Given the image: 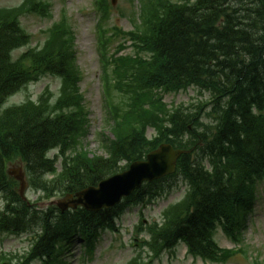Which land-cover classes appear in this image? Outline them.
<instances>
[{
  "label": "trees",
  "instance_id": "1",
  "mask_svg": "<svg viewBox=\"0 0 264 264\" xmlns=\"http://www.w3.org/2000/svg\"><path fill=\"white\" fill-rule=\"evenodd\" d=\"M100 1L105 16L106 1ZM26 12L49 17L50 3L23 0L17 7H0V194L6 201L0 231H20L27 216L34 225L40 223L43 233L32 255L44 254L47 264H54L57 243L76 234L91 242L99 229L113 228L122 209L95 213L78 208L62 214L48 207L40 214L18 195L5 171L7 161L21 159L30 186L49 198L94 185L166 142L195 146L178 162L177 174L189 180L190 191L164 210L160 227L142 229L151 235L145 243L158 256L182 240L194 257L226 262L232 252L217 247L215 227L240 234L255 185L264 180V0H139V22L131 17L133 31L100 27L99 63L111 133H102L100 142L106 156L83 143L88 111L65 11L42 46L13 60L12 51L30 40L18 21ZM46 74L60 79L57 96L46 87L35 100L27 97L1 109L9 96ZM190 87L208 99L171 106L163 101L165 94ZM205 114L213 125L201 122ZM147 128L154 132L150 137ZM173 176L144 184L124 203L150 199L164 189L161 181ZM138 259L127 264H141Z\"/></svg>",
  "mask_w": 264,
  "mask_h": 264
},
{
  "label": "rangeland",
  "instance_id": "2",
  "mask_svg": "<svg viewBox=\"0 0 264 264\" xmlns=\"http://www.w3.org/2000/svg\"><path fill=\"white\" fill-rule=\"evenodd\" d=\"M20 0H0V5L9 6L19 3ZM51 4V17L42 18L39 16H25L21 22L28 33L31 34V46L40 45L44 40L42 31L49 27L51 23L59 18L62 8L68 12L70 22L75 33V51L76 61L82 73L80 81V90L84 95V105L89 112L88 131L83 138V143L88 149L97 154L106 155L105 148H101L100 142L104 139V135L111 134L108 131V124L105 120L106 110L103 106L102 89L100 80V66L98 61L97 33L95 25L98 21L99 13L94 7V0H49ZM110 1V0H108ZM138 0H117L115 6L110 8V16L107 19L106 26H118L124 30L131 29L129 21L130 11L138 12ZM125 13V16L120 13ZM22 48L14 53L17 55L24 51ZM48 86L56 95L60 87V79L51 75L41 77L37 82L30 83L27 88L19 91L9 98L3 107L9 104L20 103L29 95L36 99L39 93ZM197 95L194 88H189L186 92L179 94H166L164 101L167 105H175L178 103H188L190 99ZM208 94L202 95L203 99H207ZM205 123L213 124L209 119H203ZM103 133V134H102ZM153 134L152 129H147V136ZM55 152H51L54 154ZM59 168V164L57 165ZM7 168L11 172H25L22 162L16 161L7 164ZM26 173V172H25ZM26 174V181H27ZM186 191V185L177 182L170 192L163 197L153 201L145 207L131 205L124 210V213L118 219L117 225L119 231L112 232L104 230L95 245L92 253L86 257L85 263L81 260L84 256V248L82 240L75 238L70 246L69 251L62 254V258L68 264H124L138 249L133 242L134 226L138 222L140 210L142 212L145 223L158 221L160 211L168 204L180 199ZM25 195L32 201L38 196V192L32 190L27 181ZM57 195L54 200L61 198ZM40 207L45 206V201L39 202ZM3 207V200L0 198V209ZM144 236H139V239ZM29 236H10L8 233H0V255L1 254H23L29 248ZM242 247L245 253H237L225 264H254L255 260H259L264 264V183L257 185L256 198L253 207L247 216L246 226L243 230ZM216 240L221 247L233 248L234 243L227 238L221 230L216 235ZM184 245L176 247L174 252H164L159 260L153 264H201L199 259L193 260L191 256L184 253ZM67 251V250H66ZM17 259L14 258L12 264H16ZM32 264H42L38 260Z\"/></svg>",
  "mask_w": 264,
  "mask_h": 264
},
{
  "label": "water",
  "instance_id": "3",
  "mask_svg": "<svg viewBox=\"0 0 264 264\" xmlns=\"http://www.w3.org/2000/svg\"><path fill=\"white\" fill-rule=\"evenodd\" d=\"M115 2V0H112ZM181 151L174 150L169 144L147 153L145 160L135 161L122 173L101 180L97 186L88 187L78 193L76 198L58 201L61 209L81 205L85 209L100 210L117 203L121 196L131 193L143 181H151L174 171L175 161ZM22 180V189L25 183Z\"/></svg>",
  "mask_w": 264,
  "mask_h": 264
}]
</instances>
